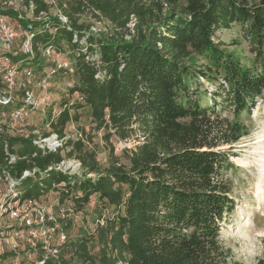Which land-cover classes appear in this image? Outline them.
Returning <instances> with one entry per match:
<instances>
[{
  "label": "trees",
  "instance_id": "16d2710c",
  "mask_svg": "<svg viewBox=\"0 0 264 264\" xmlns=\"http://www.w3.org/2000/svg\"><path fill=\"white\" fill-rule=\"evenodd\" d=\"M33 1L36 12L49 10ZM54 1L67 24L54 16L53 37L36 39L72 52L73 72L65 74L79 100L62 104L50 131L64 138L85 108L103 133L107 161L99 163L84 129L45 153L32 137L0 136V175L7 142L18 157L9 174L33 173L19 185L23 198L53 191L81 211L96 197L113 216L45 264H243L220 234L236 205L228 174L233 145L249 134L242 117L264 102V0ZM86 12L107 32L79 23ZM234 25L248 45L245 63L216 37ZM192 57L204 62L197 68ZM202 78L216 83L211 104L201 102ZM112 139L134 145L116 154ZM65 159H76L82 173L47 171ZM262 243L256 264H264Z\"/></svg>",
  "mask_w": 264,
  "mask_h": 264
},
{
  "label": "built area",
  "instance_id": "2783aa9c",
  "mask_svg": "<svg viewBox=\"0 0 264 264\" xmlns=\"http://www.w3.org/2000/svg\"><path fill=\"white\" fill-rule=\"evenodd\" d=\"M44 1L49 10L36 12L33 0H0V136L32 137L43 153L61 147L67 137L59 139L51 131L44 135L28 124V118L33 111L44 112L49 105L47 79L55 74L73 72V64L56 59L58 52L51 43L44 44L36 39L45 32L53 37V27L49 25L53 22L50 9L55 1ZM57 17L67 24L61 12ZM96 24L100 25V21ZM90 31L98 29L90 26ZM44 61L48 63L47 70H37ZM41 90L43 96L39 97L36 93ZM56 116L51 113L47 127ZM4 152L6 165L0 175V263L6 254H13L15 258L22 254L26 259L24 263L14 264H45L57 259L67 242L64 226L71 209L62 208L58 199L55 205L45 203L46 196L23 198L19 185L33 173L24 171L18 179L12 177L8 169L18 157L8 152L7 142ZM53 169L79 175L80 163L75 159L64 160L48 167L47 171Z\"/></svg>",
  "mask_w": 264,
  "mask_h": 264
},
{
  "label": "rangeland",
  "instance_id": "374dc122",
  "mask_svg": "<svg viewBox=\"0 0 264 264\" xmlns=\"http://www.w3.org/2000/svg\"><path fill=\"white\" fill-rule=\"evenodd\" d=\"M50 10L53 17H57L60 14L56 3L53 4ZM79 23L95 26L98 29V33L100 31L106 33L109 29L107 23L103 21H100V25L96 24L97 20L93 19L88 12L80 17ZM216 37L218 41L223 43L228 53L237 56L242 62L245 63L250 58L248 45L242 39L237 26L234 25L230 29L218 32ZM72 56V52L67 46L63 45L56 59L61 63L72 65ZM203 62L202 59L195 57L190 59V63L197 68ZM47 68L48 63L44 61L36 69L45 72ZM199 81L201 83L199 92L202 93L201 102L211 104L210 94L215 90L216 83L213 84L203 78ZM47 82L46 96L49 99V105L44 109V112L37 109L28 118V124L34 129H39L42 133L51 130L50 126L47 127V119L52 112L53 115H58L63 103L72 104L79 100V96L76 93L71 94L69 92L75 82L73 76L55 74L53 77L48 78ZM42 93L43 91L41 90V92L37 91L36 94L41 97L43 96ZM78 113L80 114L78 123H68L66 125L64 130L65 137L67 139H76L80 136V129H84L85 133H90L97 152V160L102 165H105L108 148L102 140L103 133L93 129L85 108ZM242 121L248 128L249 134L233 145L234 156L230 157V161L233 163L234 169L228 174V178L232 181V197L236 205L234 211L226 216L223 222L220 239L224 247L231 249L235 260L243 264H256L263 251L262 240L264 239V102H260L251 111L249 117L243 116ZM111 142L114 145L116 154H119L123 148H130L134 145L133 140L119 142L112 139ZM77 173L80 175L82 170L79 169ZM44 196H46L44 198L45 203H53V205L57 203V193L51 191ZM98 205L96 197H92L90 203L81 211L70 212V216L65 220L70 225H65L66 227H64L68 246L75 240L91 234L96 227L97 221L102 222L105 217L113 216L112 209L103 210ZM62 208H70L72 210V204L64 202ZM54 210L57 211L55 207ZM65 257L68 258V254ZM18 262H26L22 254L17 258L13 254H6L1 257L0 264ZM73 263L79 264L76 260H73Z\"/></svg>",
  "mask_w": 264,
  "mask_h": 264
}]
</instances>
